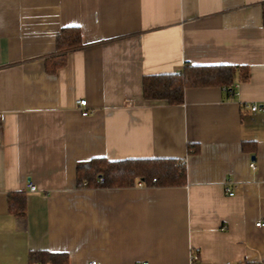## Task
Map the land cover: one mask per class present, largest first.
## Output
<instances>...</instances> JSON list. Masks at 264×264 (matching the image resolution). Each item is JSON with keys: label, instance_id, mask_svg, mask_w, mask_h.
<instances>
[{"label": "crops", "instance_id": "0c3cea01", "mask_svg": "<svg viewBox=\"0 0 264 264\" xmlns=\"http://www.w3.org/2000/svg\"><path fill=\"white\" fill-rule=\"evenodd\" d=\"M263 4L0 0V264H31L32 250L65 253L68 264L264 261V226H255L264 222V114L249 109L264 105ZM66 26L79 28L82 46L51 71ZM185 64L249 75L234 96L209 86L186 88L180 105L143 98L145 75ZM96 157L185 159L186 182L80 186L76 165ZM18 191L24 216L9 211Z\"/></svg>", "mask_w": 264, "mask_h": 264}, {"label": "trees", "instance_id": "16d2710c", "mask_svg": "<svg viewBox=\"0 0 264 264\" xmlns=\"http://www.w3.org/2000/svg\"><path fill=\"white\" fill-rule=\"evenodd\" d=\"M264 25V4L262 7ZM81 31L78 27H63L57 34L55 46L60 53L51 67L54 71L64 65L66 52L82 46ZM48 67V65H47ZM249 70L243 66L229 64L191 65L185 64L180 72L145 75L142 79V96L146 100H167L170 105L184 102L186 88L220 86L229 95L235 94V83L248 79ZM251 143V142H250ZM243 149H247L243 144ZM254 153L255 143H251ZM189 146L188 152H195ZM77 182L87 188H126L142 179L149 187L183 186L186 182L185 159L176 158H125V160H108L104 157L91 158L76 165ZM155 179V180H154ZM9 211L15 215H25V194L11 192L8 194ZM31 264H68L65 253H52L47 250H32L28 253ZM240 264H264V261H243Z\"/></svg>", "mask_w": 264, "mask_h": 264}, {"label": "built area", "instance_id": "2783aa9c", "mask_svg": "<svg viewBox=\"0 0 264 264\" xmlns=\"http://www.w3.org/2000/svg\"><path fill=\"white\" fill-rule=\"evenodd\" d=\"M76 103H77V105L79 106V107H81V111H80V113L82 114V115H87L88 114V110L86 109V105H87V102H86V100H85V98H80V99H78L77 101H76ZM249 109H250V111H253V110H257V109H259L261 112H263V114H264V105H259L258 103H256V102H253V104H250V106H249ZM2 119V112H0V120ZM249 166H250V168L251 169H254L255 168V165H254V162L253 161H251L250 162V164H249ZM155 180V179H154ZM144 185V181L142 180V179H140V181H138V183H137V186H143ZM225 193H226V195L228 194V195H233L234 194V192H235V186L234 185H232L228 180L225 182ZM28 189L29 190H31V191H35V185L34 184H32V183H28ZM264 226V222L263 221H256V223H255V226ZM191 258L193 259V260H196V259H198L197 258V251L196 250H192V252H191ZM89 264H96V262H89ZM139 264H148V262L147 261H142L141 263H139Z\"/></svg>", "mask_w": 264, "mask_h": 264}, {"label": "water", "instance_id": "95a60500", "mask_svg": "<svg viewBox=\"0 0 264 264\" xmlns=\"http://www.w3.org/2000/svg\"><path fill=\"white\" fill-rule=\"evenodd\" d=\"M255 158V156L254 157H252V159H254Z\"/></svg>", "mask_w": 264, "mask_h": 264}]
</instances>
